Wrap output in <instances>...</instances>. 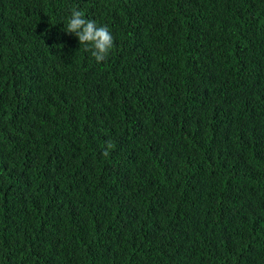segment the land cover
I'll list each match as a JSON object with an SVG mask.
<instances>
[{
	"label": "trees",
	"instance_id": "1",
	"mask_svg": "<svg viewBox=\"0 0 264 264\" xmlns=\"http://www.w3.org/2000/svg\"><path fill=\"white\" fill-rule=\"evenodd\" d=\"M0 264H264V0H0Z\"/></svg>",
	"mask_w": 264,
	"mask_h": 264
},
{
	"label": "clouds",
	"instance_id": "2",
	"mask_svg": "<svg viewBox=\"0 0 264 264\" xmlns=\"http://www.w3.org/2000/svg\"><path fill=\"white\" fill-rule=\"evenodd\" d=\"M64 32L74 35L97 63L105 61L113 48L114 40L109 28L98 26L95 21L86 19L80 10H73L64 26Z\"/></svg>",
	"mask_w": 264,
	"mask_h": 264
}]
</instances>
